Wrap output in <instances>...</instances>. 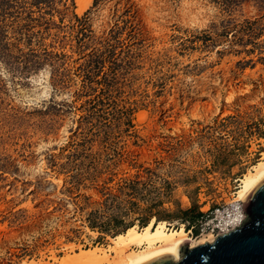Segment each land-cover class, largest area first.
I'll return each mask as SVG.
<instances>
[{"label":"rangeland","instance_id":"1","mask_svg":"<svg viewBox=\"0 0 264 264\" xmlns=\"http://www.w3.org/2000/svg\"><path fill=\"white\" fill-rule=\"evenodd\" d=\"M77 8L0 0V264L108 246L149 211L188 229L182 211L197 205L191 235L218 233L263 156L264 0ZM108 48L121 62L111 100L132 109L112 125L88 117L95 93L81 69Z\"/></svg>","mask_w":264,"mask_h":264},{"label":"bare ground","instance_id":"2","mask_svg":"<svg viewBox=\"0 0 264 264\" xmlns=\"http://www.w3.org/2000/svg\"><path fill=\"white\" fill-rule=\"evenodd\" d=\"M91 1V0H89ZM77 11L81 12L87 8L88 0H76ZM190 8V9H189ZM187 9L190 13L197 14L189 5ZM48 78V74H42L38 79H34L36 84L44 88L38 95L48 94V85H43V77ZM264 178V152L262 158L241 179L242 184L238 191V198L234 203V208L230 209L229 216H226L220 233L240 225L246 218L243 204L247 195ZM217 233L210 231L195 238L186 229L185 224L179 228L169 227L167 221H158L153 217L151 221L140 229L137 225L128 227L125 231L112 236L108 246L96 245L91 248H80L76 250L74 245L67 246L70 252L60 259L54 257L56 262H37V264H137L138 262L155 254L171 251L175 252L180 243L190 241V247L207 242H213Z\"/></svg>","mask_w":264,"mask_h":264},{"label":"water","instance_id":"3","mask_svg":"<svg viewBox=\"0 0 264 264\" xmlns=\"http://www.w3.org/2000/svg\"><path fill=\"white\" fill-rule=\"evenodd\" d=\"M243 209L247 216L241 224L213 242L190 247L184 241L175 252L164 251L137 264H264V178L247 195Z\"/></svg>","mask_w":264,"mask_h":264},{"label":"trees","instance_id":"4","mask_svg":"<svg viewBox=\"0 0 264 264\" xmlns=\"http://www.w3.org/2000/svg\"><path fill=\"white\" fill-rule=\"evenodd\" d=\"M27 2L33 3L34 5L39 4L40 6L45 3L46 5L51 4L52 0H25ZM239 1V0H238ZM258 21H246V24L243 26V30H247L250 34V37L255 33L254 24ZM257 34V33H256ZM233 35L236 37L238 35V30H233ZM252 38H249V41ZM256 44L255 41H250ZM107 70L105 71V67ZM121 68V62L119 56L115 50L108 48L107 50L101 52H94L90 55V58L84 64L81 69L84 74V87L91 89L95 93V98L93 99L92 113L88 116L91 121L101 120L100 118L105 117L109 119L107 125H112L115 123H120L124 120L125 114L131 113V108H126L125 110L117 109L115 101L111 100L113 92L115 90V85L118 80L119 69ZM93 83L99 84V86H94ZM92 92V93H93ZM101 97V98H100ZM100 98V99H99ZM126 111V113H125ZM131 122V121H129ZM95 124V123H94ZM122 189H131L138 190L137 186L133 182H125V185L121 187ZM149 211V208H148ZM185 215L184 220L189 221L190 225L188 229L195 226L197 221L204 216V213L200 210V207L197 205L192 206L187 210L182 211ZM156 214L149 211L145 215L139 217V221L143 225H147L153 217L157 219ZM161 220V219H157ZM133 224H130L132 226ZM191 226V227H190Z\"/></svg>","mask_w":264,"mask_h":264},{"label":"built area","instance_id":"5","mask_svg":"<svg viewBox=\"0 0 264 264\" xmlns=\"http://www.w3.org/2000/svg\"><path fill=\"white\" fill-rule=\"evenodd\" d=\"M218 210V211H217ZM218 213H220V211H219V209H216V215L218 214ZM230 214V213H229ZM229 214H227L226 216H229ZM226 216H224V217H222V220H219V224L220 225H218V224H216V227H218V228H220L221 230H222V225L224 224V222H225V218H226ZM213 232H214V230H213ZM221 232V231H220ZM220 232H218L217 233V235H219V234H223V233H220ZM224 233H226V232H224Z\"/></svg>","mask_w":264,"mask_h":264}]
</instances>
